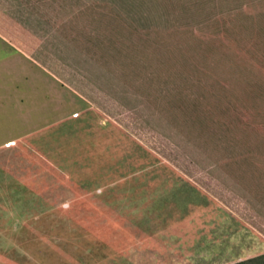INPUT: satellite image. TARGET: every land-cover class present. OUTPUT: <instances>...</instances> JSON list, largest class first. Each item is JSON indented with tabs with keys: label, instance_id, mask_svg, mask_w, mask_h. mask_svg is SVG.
Wrapping results in <instances>:
<instances>
[{
	"label": "crops",
	"instance_id": "obj_1",
	"mask_svg": "<svg viewBox=\"0 0 264 264\" xmlns=\"http://www.w3.org/2000/svg\"><path fill=\"white\" fill-rule=\"evenodd\" d=\"M14 1L0 0V223L19 222V248L0 264L257 263L264 233L45 66Z\"/></svg>",
	"mask_w": 264,
	"mask_h": 264
},
{
	"label": "rangeland",
	"instance_id": "obj_2",
	"mask_svg": "<svg viewBox=\"0 0 264 264\" xmlns=\"http://www.w3.org/2000/svg\"><path fill=\"white\" fill-rule=\"evenodd\" d=\"M19 26L39 30L45 66L264 233V0H19ZM1 226L19 248V222Z\"/></svg>",
	"mask_w": 264,
	"mask_h": 264
},
{
	"label": "trees",
	"instance_id": "obj_3",
	"mask_svg": "<svg viewBox=\"0 0 264 264\" xmlns=\"http://www.w3.org/2000/svg\"><path fill=\"white\" fill-rule=\"evenodd\" d=\"M129 35L131 36L130 33H129ZM130 36H129V37H130ZM102 40H103L102 38L98 39V41H100V42H102ZM158 40H159V41H157V40L154 41V40H153V42H155V44L158 45V46H159V45H162V43L164 44L163 40H162V41H161L160 39H158ZM146 41H151V38L146 37ZM153 42H152V43H153ZM178 73H179V72H178ZM179 107H180V106H179ZM161 111H162V110H161ZM182 123H185V127H184V126H183V127L187 129V130H186V129H184V130H186V131L189 130V132L196 131V129H195L192 125H191V126H188V128H187L188 120L183 119V121L180 123V125H182ZM194 123H195V122H194ZM196 137H197V136H196ZM196 137H195V138H196ZM197 139H198V138H197ZM238 159L241 160V157H240V158H231L230 161H236V160H238ZM258 258H259L260 260H261V259H264V255L259 256Z\"/></svg>",
	"mask_w": 264,
	"mask_h": 264
}]
</instances>
